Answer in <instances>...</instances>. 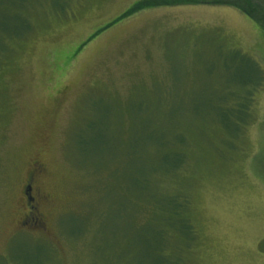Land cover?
I'll list each match as a JSON object with an SVG mask.
<instances>
[{"label":"rangeland","instance_id":"1","mask_svg":"<svg viewBox=\"0 0 264 264\" xmlns=\"http://www.w3.org/2000/svg\"><path fill=\"white\" fill-rule=\"evenodd\" d=\"M14 25L29 31L0 52V264H264V0H0ZM245 91L233 132L219 108ZM171 148L184 161L159 191L188 196L190 233L149 227L132 188L134 151L147 174ZM31 173L40 225L22 220Z\"/></svg>","mask_w":264,"mask_h":264},{"label":"trees","instance_id":"2","mask_svg":"<svg viewBox=\"0 0 264 264\" xmlns=\"http://www.w3.org/2000/svg\"><path fill=\"white\" fill-rule=\"evenodd\" d=\"M231 3V2H229ZM243 13L248 12L244 8H238ZM264 29V27H263ZM28 26L24 25L17 27L16 25L12 27L0 26V52L6 50V43L11 39H19L26 32H28ZM5 41H7L5 43ZM259 81H256L258 84ZM242 84L250 83V86L254 85V82L246 80H241ZM252 92L245 91L241 93L230 94L232 100L229 104H223L220 106V116L222 117V123L228 129L233 130V132H238L241 128L248 126L250 121H246L249 116V111H251V97ZM233 119L232 123L228 122L227 119ZM183 139L179 135H175L173 138L172 147L175 148L176 145L182 144ZM171 148L170 153L162 154L159 156L160 161L157 160L156 166L148 170L153 173L152 179L153 183L148 184L149 175L148 173L142 174L141 172L147 170L146 162H144L145 153L141 151H134L133 157L137 160L138 175H134V184L132 188L138 192L137 201L145 200L149 204V208L152 210V216L149 218L148 222L151 223L149 227L154 226L156 230H169V231H180V232H193L194 227L189 217L190 211V201L188 196L182 191L174 190L169 193H160L159 183L162 184L161 177L167 176L169 178H175L184 161V156L182 153L177 152V149ZM143 166V170H142ZM137 169V168H136ZM135 169V170H136ZM166 177V178H167ZM134 191V192H135ZM151 204V205H150ZM140 205V203H139ZM151 206V207H150ZM147 208V209H149ZM147 217V210H146Z\"/></svg>","mask_w":264,"mask_h":264},{"label":"flooded vegetation","instance_id":"3","mask_svg":"<svg viewBox=\"0 0 264 264\" xmlns=\"http://www.w3.org/2000/svg\"><path fill=\"white\" fill-rule=\"evenodd\" d=\"M34 170L36 172L39 171V165L37 163L34 164ZM33 173V172H32ZM32 173L28 176L24 186H23V194L25 197V201L26 204L28 205L29 209L31 211H29L27 214H25L23 216L24 223H32V225L36 224V225H40V217L38 213H34L37 209V205H38V201L40 198H43V200H45V197L39 192V190H36L33 194L32 192V182H33V175ZM34 212H33V211Z\"/></svg>","mask_w":264,"mask_h":264}]
</instances>
